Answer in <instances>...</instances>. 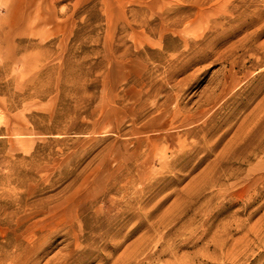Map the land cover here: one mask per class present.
I'll return each instance as SVG.
<instances>
[{"label": "rangeland", "instance_id": "obj_1", "mask_svg": "<svg viewBox=\"0 0 264 264\" xmlns=\"http://www.w3.org/2000/svg\"><path fill=\"white\" fill-rule=\"evenodd\" d=\"M0 264H264V0H0Z\"/></svg>", "mask_w": 264, "mask_h": 264}]
</instances>
